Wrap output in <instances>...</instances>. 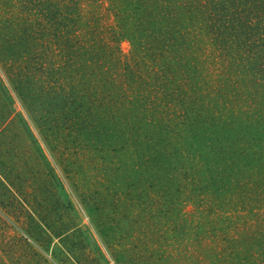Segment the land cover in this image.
Returning <instances> with one entry per match:
<instances>
[{
    "label": "trees",
    "instance_id": "trees-1",
    "mask_svg": "<svg viewBox=\"0 0 264 264\" xmlns=\"http://www.w3.org/2000/svg\"><path fill=\"white\" fill-rule=\"evenodd\" d=\"M13 99L49 147L68 139L109 162L122 179L110 180L112 202L129 181L143 211L129 219L141 243L128 264H180L185 241L184 264H264V0H0L8 117ZM15 168H0V210L39 222ZM142 174L160 178L157 200L190 190L194 209L143 208L149 178L128 179ZM96 195L86 210L102 212L100 234L125 239L131 223L115 224Z\"/></svg>",
    "mask_w": 264,
    "mask_h": 264
},
{
    "label": "rangeland",
    "instance_id": "rangeland-1",
    "mask_svg": "<svg viewBox=\"0 0 264 264\" xmlns=\"http://www.w3.org/2000/svg\"><path fill=\"white\" fill-rule=\"evenodd\" d=\"M100 15L103 19H107L108 12L104 7L101 8ZM122 48L125 53H129L130 45L127 41L122 43ZM13 101L15 112L9 117L7 111L4 110L3 113L0 109V121L6 117V127H4L6 132L2 134L0 129V168L16 167L13 174L9 175L17 177L16 182H23L26 186L24 194L30 200L32 210L37 214L39 222L35 220L29 223L31 225L25 226L22 222H16V217L10 220L0 210V264H128L134 257L138 259V255L132 250L134 245L141 241H138L133 233L135 224L132 225L131 220L137 221L134 213L138 215L143 210L138 206L139 204L130 205V198L133 196L127 191L129 181L122 182L121 197L112 202L115 194L110 190V180L114 179V176H117L116 179H122L118 178L116 173L109 171L107 168L109 162L96 161V158L88 157L86 149L80 150L74 145L75 142H67L68 139H62L60 142L52 141L49 147L21 104L16 99ZM0 102L5 106L7 104L6 101ZM17 170L21 171L19 175ZM150 175L128 177L129 180L141 179L142 186L145 178H149L144 190L139 189L144 193L140 203L143 208L151 205L155 209L168 207L176 211V204L179 201L188 202L185 196L191 195L190 190L185 191V195L175 200L164 197L157 200L156 193L158 194L159 191L160 178ZM96 194L99 196L96 201L105 199L103 205L106 206L105 210L115 224L121 223L123 226L125 221L131 223L127 227L129 232H125V239L121 238L122 231L119 229L116 231L112 229L111 234L108 235L111 236L110 238L102 237L100 234L101 228H107V225H103L100 221L102 212L90 215L86 210L90 204L86 200L89 201L91 195L96 197ZM199 198H201L199 201L203 202V196ZM191 201L192 203L189 200L184 204V210L187 212L194 209L193 199ZM136 202H139V199ZM126 204L130 205L128 211ZM203 209L207 210L203 205L198 208L200 213ZM147 213L151 215L149 211ZM189 217L191 220L194 219L192 215ZM103 219L110 220L105 217ZM5 221L7 222L4 223ZM153 221L144 220L146 224ZM223 221L226 222L225 217ZM28 231L31 234L41 233L39 238H43L42 247L27 233ZM61 231L67 233L62 237L55 236V233ZM126 249L129 251H125ZM190 250L189 244L185 241L181 246V253L174 261L182 260L180 264H184ZM147 264L152 263L147 262Z\"/></svg>",
    "mask_w": 264,
    "mask_h": 264
}]
</instances>
